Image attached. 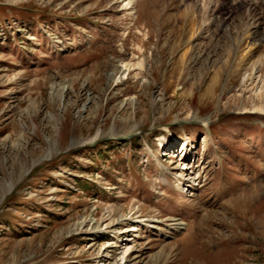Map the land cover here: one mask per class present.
I'll return each instance as SVG.
<instances>
[{"label": "rangeland", "instance_id": "obj_1", "mask_svg": "<svg viewBox=\"0 0 264 264\" xmlns=\"http://www.w3.org/2000/svg\"><path fill=\"white\" fill-rule=\"evenodd\" d=\"M122 1L0 0V264H264V0Z\"/></svg>", "mask_w": 264, "mask_h": 264}, {"label": "bare ground", "instance_id": "obj_2", "mask_svg": "<svg viewBox=\"0 0 264 264\" xmlns=\"http://www.w3.org/2000/svg\"><path fill=\"white\" fill-rule=\"evenodd\" d=\"M135 0H123L122 2H124L125 4H124V8L125 9H127V8H132V6H133V2H134ZM193 1V0H192ZM241 2H244V3H246V4H249V3H247V2H245V1H249V2H252L253 4L255 3V4H259V3H262L263 4V1L262 0H240ZM188 2V1H187ZM198 2H200V0H198ZM211 3H213V0H204L203 2H202V5H203V7L206 9V10H208V8H211ZM193 4H194V2H193ZM213 7V6H212ZM222 7L223 6H221V5H218V6H216V9L214 10V14H216V13H219V12H221L222 11ZM210 11H211V9H210ZM208 15V14H207ZM192 16V20H194L193 19V15H191ZM201 19H202V17H201ZM191 20V21H192ZM228 20V19H227ZM215 21V20H214ZM219 22H225V19H224V17L223 16H220V18H219ZM233 24V23H232ZM231 24V25H232ZM127 69L128 68H130V66L129 65H126L125 66ZM53 152H52V149H51V153L50 154H52ZM171 153H172V151H171ZM189 160H191L190 158H188ZM187 160V159H186ZM184 166H185V168L188 170L189 168H190V164L188 163V164H183ZM176 175H177V177H176V182L178 183V184H181V181H179V180H181V178L184 176V172H183V168H182V171H180V172H178V173H176ZM185 175H186V173H185ZM188 175V174H187ZM185 177V176H184ZM195 181V180H194ZM192 186L193 185H191L189 188H192ZM173 222H175L174 220H172ZM137 222H139L140 224L142 223L141 221H137ZM143 224H141V226H142ZM177 226H180V224H176ZM182 225V224H181ZM141 226H138V225H132V226H130L129 228H128V230L126 231V232H124V233H127V234H131V235H133V234H135V233H139V230H140V227ZM154 230H160V228L159 227H154L153 228ZM180 230V229H179ZM136 235V234H135ZM119 240H121L120 239V237L118 238Z\"/></svg>", "mask_w": 264, "mask_h": 264}]
</instances>
